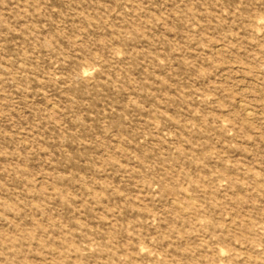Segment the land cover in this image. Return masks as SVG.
<instances>
[{
    "label": "rangeland",
    "instance_id": "374dc122",
    "mask_svg": "<svg viewBox=\"0 0 264 264\" xmlns=\"http://www.w3.org/2000/svg\"><path fill=\"white\" fill-rule=\"evenodd\" d=\"M0 264H264V0H0Z\"/></svg>",
    "mask_w": 264,
    "mask_h": 264
}]
</instances>
